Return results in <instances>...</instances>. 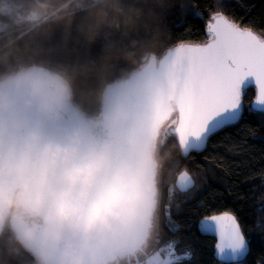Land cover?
Returning a JSON list of instances; mask_svg holds the SVG:
<instances>
[{
	"label": "clouds",
	"instance_id": "1",
	"mask_svg": "<svg viewBox=\"0 0 264 264\" xmlns=\"http://www.w3.org/2000/svg\"><path fill=\"white\" fill-rule=\"evenodd\" d=\"M167 6L0 0V264H152Z\"/></svg>",
	"mask_w": 264,
	"mask_h": 264
},
{
	"label": "trees",
	"instance_id": "2",
	"mask_svg": "<svg viewBox=\"0 0 264 264\" xmlns=\"http://www.w3.org/2000/svg\"><path fill=\"white\" fill-rule=\"evenodd\" d=\"M214 13L264 37V0H168L163 12L164 48L206 43ZM254 99L253 87L244 91L240 122L213 135L202 152L184 157L175 136L169 135L171 157L159 179L155 249L177 240V254L188 249L192 253L190 261L181 264H218L214 238L201 235L197 224L222 213L236 217L249 244L248 256L240 264H264V113L250 111ZM184 170L194 178L195 187L187 194L175 190L170 201L169 188L175 189ZM169 212L179 226L174 233L167 225Z\"/></svg>",
	"mask_w": 264,
	"mask_h": 264
},
{
	"label": "snow or ice",
	"instance_id": "3",
	"mask_svg": "<svg viewBox=\"0 0 264 264\" xmlns=\"http://www.w3.org/2000/svg\"><path fill=\"white\" fill-rule=\"evenodd\" d=\"M207 33L210 39L204 45L181 44L170 49L162 67L167 93L164 108L178 114L168 135L178 136L184 157L193 151H204L213 135L240 122L242 89L253 81L257 96L250 111H264V37L255 34L251 27H241L222 13L212 15ZM194 187V178L186 170L181 171L175 189L169 188V200L175 190L187 194ZM167 217L169 231H178L179 226L170 212ZM198 230L202 234L219 236L218 257L225 252L233 260L246 255L245 238L232 214L201 220ZM177 243V240H169L153 257L152 264L190 261L191 250L177 254Z\"/></svg>",
	"mask_w": 264,
	"mask_h": 264
},
{
	"label": "water",
	"instance_id": "4",
	"mask_svg": "<svg viewBox=\"0 0 264 264\" xmlns=\"http://www.w3.org/2000/svg\"><path fill=\"white\" fill-rule=\"evenodd\" d=\"M256 34V33H255ZM209 41V40H208ZM207 41V42H208ZM206 42V43H207ZM206 43H204V44H206ZM204 44H198V45H204ZM184 45H193V44H184ZM250 87H253L254 89H255V99H254V101L252 102V105H254V103H255V101H256V96H257V86H256V84H255V82L253 81L252 83H250V84H248L244 89H242V93H241V102H242V106H243V95H244V91L245 90H247L248 88H250ZM256 112H259V113H264V111H261V110H257V109H254ZM177 113L176 112H173V114H172V117H176V119H177ZM171 131V130H170ZM175 136V138H176V140H177V143H178V146H179V148H180V151H181V153H182V150H181V147H180V145H179V140H178V136H176V135H174ZM193 152H195V151H193ZM202 152V151H201ZM197 153H199V152H197ZM178 177V176H177ZM176 180H177V178H176ZM176 180H175V185H176ZM179 191V190H178ZM160 192V191H159ZM222 214H224V213H222ZM217 215H221V214H217ZM233 215V214H232ZM215 216V215H214ZM234 216V215H233ZM212 216H210V217H206V218H203L202 220H204V219H209V218H211ZM235 217V216H234ZM236 218V217H235ZM237 220V219H236ZM201 221V220H200ZM199 221V222H200ZM199 222H198V224H199ZM238 222V221H237ZM198 224H197V229H198ZM239 224V223H238ZM239 227H240V225H239ZM240 229H241V227H240ZM199 231V230H198ZM241 232H242V230H241ZM199 233L201 234V235H203V236H209V237H212V238H214V240H215V246H214V259H215V261L218 263V264H240V263H242V262H244L245 261V259L247 258V256H248V253H249V244H248V242H247V240H246V238H245V241H246V247H247V251H246V255H244L242 258H238V259H236V260H233L232 258H231V256H230V254H228L227 252H225L224 254H223V256L222 257H218V249H217V245L218 244H220L221 243V241H220V238H219V236L216 234V233H209V234H202L200 231H199ZM242 234H243V232H242ZM243 236H244V234H243Z\"/></svg>",
	"mask_w": 264,
	"mask_h": 264
},
{
	"label": "rangeland",
	"instance_id": "5",
	"mask_svg": "<svg viewBox=\"0 0 264 264\" xmlns=\"http://www.w3.org/2000/svg\"><path fill=\"white\" fill-rule=\"evenodd\" d=\"M172 120L175 121V120H176V117H175V118L172 117ZM172 126H173V125H172ZM171 128H172V127H171ZM158 187H159V185H158ZM163 255H164V254H161L162 257H163Z\"/></svg>",
	"mask_w": 264,
	"mask_h": 264
}]
</instances>
